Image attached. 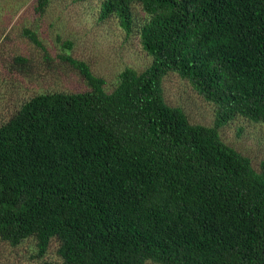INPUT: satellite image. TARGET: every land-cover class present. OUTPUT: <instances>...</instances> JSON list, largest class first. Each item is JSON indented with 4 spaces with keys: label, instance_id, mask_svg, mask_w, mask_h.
Segmentation results:
<instances>
[{
    "label": "trees",
    "instance_id": "16d2710c",
    "mask_svg": "<svg viewBox=\"0 0 264 264\" xmlns=\"http://www.w3.org/2000/svg\"><path fill=\"white\" fill-rule=\"evenodd\" d=\"M133 6L150 63L114 82L25 29L83 87L38 92L0 123V241L43 257L55 240L43 264H264V161L219 134L236 117L264 124V0H103L100 19L128 36ZM168 74L216 108L212 126L165 102Z\"/></svg>",
    "mask_w": 264,
    "mask_h": 264
},
{
    "label": "rangeland",
    "instance_id": "374dc122",
    "mask_svg": "<svg viewBox=\"0 0 264 264\" xmlns=\"http://www.w3.org/2000/svg\"><path fill=\"white\" fill-rule=\"evenodd\" d=\"M102 1L49 0L45 13L39 17L33 9L35 0H0V123L38 92H71L83 87L77 70L66 62L55 61L57 66L52 67L25 29L36 34L50 57L59 51L62 41L68 40L73 45L67 53L109 82H114L124 67L141 71L149 65L150 58L142 50L137 33L144 20L141 8L133 6V32L126 36L115 18L100 19ZM58 38L61 41L57 42ZM17 56L28 58L35 65L33 72L24 75L25 69L21 67L19 71L14 63ZM162 87L165 102L182 108L191 123L212 126L216 108L197 95L185 80L168 74ZM219 134L226 144L248 157L253 168L258 169L264 161V124L236 117ZM57 247L53 240L47 253L40 257L32 240L16 247L0 241V264L56 262Z\"/></svg>",
    "mask_w": 264,
    "mask_h": 264
}]
</instances>
